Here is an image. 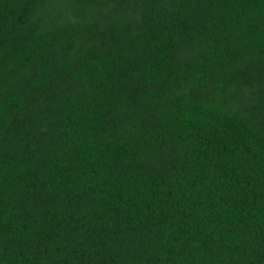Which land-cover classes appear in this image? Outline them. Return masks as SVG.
Returning a JSON list of instances; mask_svg holds the SVG:
<instances>
[{
  "label": "trees",
  "instance_id": "16d2710c",
  "mask_svg": "<svg viewBox=\"0 0 264 264\" xmlns=\"http://www.w3.org/2000/svg\"><path fill=\"white\" fill-rule=\"evenodd\" d=\"M0 264H264V0H0Z\"/></svg>",
  "mask_w": 264,
  "mask_h": 264
}]
</instances>
